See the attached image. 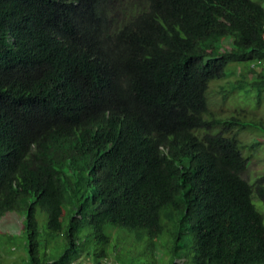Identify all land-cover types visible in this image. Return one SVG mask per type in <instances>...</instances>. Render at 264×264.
Returning <instances> with one entry per match:
<instances>
[{
    "label": "trees",
    "instance_id": "trees-1",
    "mask_svg": "<svg viewBox=\"0 0 264 264\" xmlns=\"http://www.w3.org/2000/svg\"><path fill=\"white\" fill-rule=\"evenodd\" d=\"M263 4L0 0V220L22 218L14 264H72L88 238L103 248L87 261L103 264L117 230L153 250L170 233L180 264H264L252 202L264 176L242 177L241 113L218 118L206 96L231 63L236 87L264 89Z\"/></svg>",
    "mask_w": 264,
    "mask_h": 264
},
{
    "label": "rangeland",
    "instance_id": "rangeland-1",
    "mask_svg": "<svg viewBox=\"0 0 264 264\" xmlns=\"http://www.w3.org/2000/svg\"><path fill=\"white\" fill-rule=\"evenodd\" d=\"M241 64L242 67L248 65V63ZM233 65L232 63L228 65L224 80L210 82L206 94L207 104L209 110L218 118L229 119L234 116L238 117V114L241 113L239 114L241 115L239 117L240 125L230 134L235 133L239 143L244 146L242 155L247 159L248 164L245 172L242 173V177L252 184L264 176V132L254 125V123L264 125V89L257 91V89L249 86H245L243 89L236 87L239 77L231 74L230 69ZM221 121L224 123V120ZM252 202L264 219V203L257 194L253 195ZM21 221L22 218L12 212L6 213L0 220V233H3L0 234V264H14L12 261L19 260L20 256L23 255V251L17 242L20 240ZM108 232L111 233L110 230ZM7 234L12 237L10 238L11 241L7 240ZM111 236L112 242L111 246L108 247L109 252H107L109 257L105 263L114 264L113 262H117L116 256H119L125 264H180L172 256L173 246L170 233H165L158 238L154 250L149 246L148 236L144 232L117 230ZM162 241H164V245H160ZM186 241L188 245H192L190 233L186 235ZM102 248L101 244L96 245L92 238H88L83 244L84 251L78 256L74 255L76 257L72 264L91 263L87 261L86 254L89 253L92 256L94 249ZM91 260L94 259L91 257ZM183 261H186V264H192L190 257ZM99 263L102 261L99 260Z\"/></svg>",
    "mask_w": 264,
    "mask_h": 264
},
{
    "label": "built area",
    "instance_id": "built-area-1",
    "mask_svg": "<svg viewBox=\"0 0 264 264\" xmlns=\"http://www.w3.org/2000/svg\"><path fill=\"white\" fill-rule=\"evenodd\" d=\"M83 264H84V263H83ZM88 264H93V263H88ZM103 264H109V263H105V262H104Z\"/></svg>",
    "mask_w": 264,
    "mask_h": 264
}]
</instances>
